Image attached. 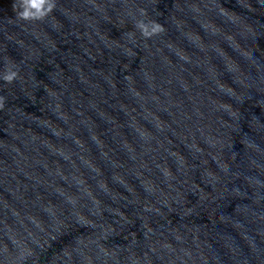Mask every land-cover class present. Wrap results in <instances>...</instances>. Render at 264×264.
<instances>
[{"label":"clouds","instance_id":"clouds-1","mask_svg":"<svg viewBox=\"0 0 264 264\" xmlns=\"http://www.w3.org/2000/svg\"><path fill=\"white\" fill-rule=\"evenodd\" d=\"M55 7V0H19V11L16 12V15L25 21L42 20L51 13ZM135 27L140 30L142 36L147 39L164 31V26L159 22L145 23L144 21H139ZM17 75L18 73L15 71H8L4 74L2 79L8 83H12ZM2 107L3 98L0 97V108Z\"/></svg>","mask_w":264,"mask_h":264}]
</instances>
